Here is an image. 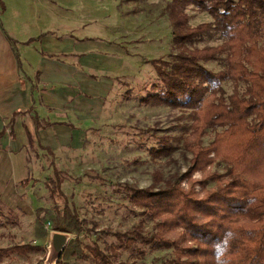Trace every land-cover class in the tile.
I'll list each match as a JSON object with an SVG mask.
<instances>
[{
	"label": "rangeland",
	"instance_id": "1",
	"mask_svg": "<svg viewBox=\"0 0 264 264\" xmlns=\"http://www.w3.org/2000/svg\"><path fill=\"white\" fill-rule=\"evenodd\" d=\"M162 5L163 0H44V26H56L57 32L65 31L66 37L90 35L98 46L105 44L98 47V52L112 60L104 69L110 73L99 70L95 76L98 79L108 74L112 80L101 97H85L84 102L97 103V111L86 119L75 120L67 113V103L73 98L58 109L59 113L49 110L47 116L72 120L75 125L70 130L56 131L51 157L35 142L24 147L26 172L4 195L10 205L0 203V247L31 243L39 249L2 257L0 264H43L51 219L62 205L61 194L82 226L79 233H69L70 240L75 238L83 245L95 242L109 254L113 264H170V248L149 249L138 241L129 249L112 252L109 248L116 243L113 232L127 231L138 222L142 234L153 231L152 221L129 202V189L153 191L167 181L180 179L182 188L193 185L200 196L215 187V181L209 180L201 189L199 181L204 174H222L225 170V163L210 153L209 164L182 177L191 158L181 145L190 124L188 109L142 101L149 93L162 92L148 60H169L175 51L168 20L160 11ZM185 12L189 26L210 20L206 12L192 5H187ZM221 40L218 31L210 30L186 45H216ZM115 51H124L121 71H116ZM201 65L211 71L221 68L218 60ZM220 86L224 95L231 93L233 85L229 80L221 81ZM237 88L242 90L243 85ZM220 129L207 128L202 144L206 145ZM176 137L180 139L174 140ZM162 139L174 145L167 154L159 149ZM50 160L58 171V186L54 185ZM154 171L159 172L161 180L153 186ZM36 214L42 220L44 235H37ZM66 262L59 264H92L87 258Z\"/></svg>",
	"mask_w": 264,
	"mask_h": 264
},
{
	"label": "trees",
	"instance_id": "2",
	"mask_svg": "<svg viewBox=\"0 0 264 264\" xmlns=\"http://www.w3.org/2000/svg\"><path fill=\"white\" fill-rule=\"evenodd\" d=\"M187 5L206 12L210 20L189 26ZM160 11L168 20L175 51L169 60H148L162 92L149 93L142 101L188 109L190 124L181 145L191 158L182 177L209 164L210 153L225 163V170L204 174L201 189L209 180L215 181V187L200 196L193 185L182 188L180 179L153 191L129 189V202L152 221L153 231L142 234L138 222L127 231L113 232L116 243L109 248L112 252L129 249L138 241L149 249L170 248V264H264V0H163ZM210 30L220 33L219 44L186 45ZM211 60H218L221 68L211 71L201 65ZM223 80L233 85L227 95L220 86ZM215 127L220 131L203 145L205 130ZM32 144L28 135V146ZM173 146L162 139L159 149L167 154ZM44 150L52 155L48 148ZM50 164L58 186V171L52 160ZM160 180L154 171L151 184ZM60 196L62 205L51 219L50 230L77 234L82 230L80 220ZM37 215L34 221L40 236L45 230ZM38 249L31 243L0 247V259ZM75 258L113 264L95 242L83 245L74 238L56 262Z\"/></svg>",
	"mask_w": 264,
	"mask_h": 264
},
{
	"label": "crops",
	"instance_id": "3",
	"mask_svg": "<svg viewBox=\"0 0 264 264\" xmlns=\"http://www.w3.org/2000/svg\"><path fill=\"white\" fill-rule=\"evenodd\" d=\"M0 3V203H7L5 193L26 172L28 135L42 151L44 147L51 151L56 131L75 125L72 120L47 116L49 110L56 114L73 98L67 103V113L75 120L96 112V101L84 99L106 93L111 77L102 74L97 79L95 73L106 69L112 60L98 52L105 44L98 46L92 36L66 37L56 26H44V0ZM115 52L116 71H121L124 51ZM66 56L69 59H62Z\"/></svg>",
	"mask_w": 264,
	"mask_h": 264
},
{
	"label": "water",
	"instance_id": "4",
	"mask_svg": "<svg viewBox=\"0 0 264 264\" xmlns=\"http://www.w3.org/2000/svg\"><path fill=\"white\" fill-rule=\"evenodd\" d=\"M69 240V233L57 230L48 231L46 254L43 264H54L61 255L62 250Z\"/></svg>",
	"mask_w": 264,
	"mask_h": 264
}]
</instances>
